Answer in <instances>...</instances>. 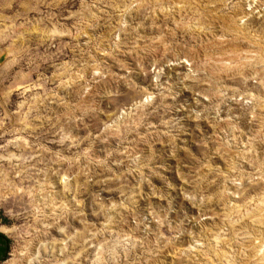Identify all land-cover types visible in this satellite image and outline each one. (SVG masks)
Listing matches in <instances>:
<instances>
[{
  "label": "rangeland",
  "instance_id": "1",
  "mask_svg": "<svg viewBox=\"0 0 264 264\" xmlns=\"http://www.w3.org/2000/svg\"><path fill=\"white\" fill-rule=\"evenodd\" d=\"M2 264H264V0H0Z\"/></svg>",
  "mask_w": 264,
  "mask_h": 264
},
{
  "label": "crops",
  "instance_id": "2",
  "mask_svg": "<svg viewBox=\"0 0 264 264\" xmlns=\"http://www.w3.org/2000/svg\"><path fill=\"white\" fill-rule=\"evenodd\" d=\"M2 230L3 229H0V264H2L8 257L11 246L9 238L2 233Z\"/></svg>",
  "mask_w": 264,
  "mask_h": 264
}]
</instances>
